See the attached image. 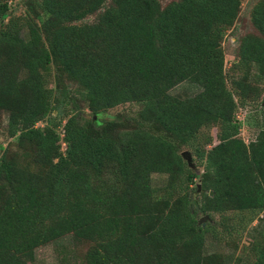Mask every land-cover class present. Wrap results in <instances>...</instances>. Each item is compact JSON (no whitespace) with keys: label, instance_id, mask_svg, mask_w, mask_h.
<instances>
[{"label":"trees","instance_id":"obj_1","mask_svg":"<svg viewBox=\"0 0 264 264\" xmlns=\"http://www.w3.org/2000/svg\"><path fill=\"white\" fill-rule=\"evenodd\" d=\"M9 5L0 0V264H30L67 234L87 244L82 264H264V222L242 255L205 252L208 235H232V213L264 211V108L253 141L200 142L264 101V0L230 88L221 42L240 0H30L19 16ZM183 82L198 93L171 95ZM127 103L142 104L139 119L97 121ZM152 174L166 175L163 196Z\"/></svg>","mask_w":264,"mask_h":264},{"label":"rangeland","instance_id":"obj_2","mask_svg":"<svg viewBox=\"0 0 264 264\" xmlns=\"http://www.w3.org/2000/svg\"><path fill=\"white\" fill-rule=\"evenodd\" d=\"M27 1L30 0H10L9 7L12 11V15L19 16L24 14L26 10L25 4ZM172 1L173 0H160V3L161 6L164 7ZM240 1L241 7L238 18L234 25L226 30L221 42V46L224 51V73L229 88L233 79H240L245 75L244 70L234 66L237 64L236 49L238 46V40L244 35L256 33L251 23L250 15L253 6L259 0ZM94 20L95 16H89L78 23H92ZM254 74L255 72L253 70H249L247 72L248 80L255 81L256 78L254 77ZM260 84L261 86L264 85L262 81ZM50 87H54L52 82L50 83ZM198 91L199 87L188 82H183L171 89L170 94L178 98H185L195 95L198 93ZM260 102L263 104L262 97L257 101V103ZM257 103L255 102L254 104L247 105L245 108L237 109L236 119L238 124L236 123V125H221L220 127L213 126L211 128L204 129L200 134V142L209 144L206 148L217 144L219 132H228L233 134L243 139L245 143L253 141L258 129L262 126L263 122L262 109L264 108V105H257ZM79 107L86 117L92 116V113L85 105L79 103ZM141 110V103H127L107 111L106 113L99 116L97 121L101 122L103 120H108L115 117L116 115H121L122 117L126 118L139 119ZM55 114L56 112H53V115ZM94 118L96 119L95 116ZM44 125V122L37 124L39 127H43ZM5 126L6 117L2 115L0 116V142L3 145L6 143V136L4 134ZM209 140L211 141L210 143H208ZM183 151L189 152L192 162L196 164L193 152L189 148H183L182 152ZM166 181V175H151V184L153 189H155V195L157 197L163 196V188L166 185ZM263 216L264 211L256 213H232L231 217L234 218V221L228 223L234 226L232 235H223L220 229H218L219 233L216 238L208 235L205 245V252L208 254L219 253L221 255H225V257L233 256L234 258L236 256L242 255V248L247 247L251 237L254 235V231L259 229L264 222L259 221ZM216 221H218V217L214 216L210 222L211 224H216ZM206 222L207 220L203 223L205 224ZM218 226L219 225H217V227ZM234 246H237V249H235ZM86 249L87 244L77 242L73 240L71 234H67L47 245L35 249L31 254L32 259H27L29 260L30 264H82V257ZM245 253L248 255L247 251ZM226 264L231 263L227 262Z\"/></svg>","mask_w":264,"mask_h":264},{"label":"water","instance_id":"obj_3","mask_svg":"<svg viewBox=\"0 0 264 264\" xmlns=\"http://www.w3.org/2000/svg\"><path fill=\"white\" fill-rule=\"evenodd\" d=\"M263 105H264V101H263ZM181 157L186 161L187 165L190 167V168H193V164H192V160H191V155L189 152L187 151H183L181 152ZM198 191L200 190V186L198 185ZM208 220V218L206 216L202 217L200 220H199V223H202L204 221Z\"/></svg>","mask_w":264,"mask_h":264}]
</instances>
